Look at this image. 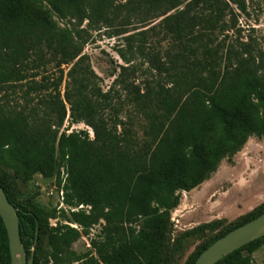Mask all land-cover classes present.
Wrapping results in <instances>:
<instances>
[{
	"label": "trees",
	"instance_id": "1",
	"mask_svg": "<svg viewBox=\"0 0 264 264\" xmlns=\"http://www.w3.org/2000/svg\"><path fill=\"white\" fill-rule=\"evenodd\" d=\"M151 1L160 10L158 18L163 17L157 26L180 53L166 70L171 85L149 92L148 100L138 99L150 117L157 116L139 142L132 134L119 132L118 125L106 127L97 119L94 94L87 92L91 74L85 56L71 30L58 26L52 16L70 13L87 18L100 14L110 0H51V9H44L39 0H0V50L4 53L0 54V82L19 75L22 65L36 69L54 62L62 85L66 65L65 99L71 123L84 122L95 134L91 139L84 130L60 135L57 131L52 137L33 114L12 116L2 110L0 156L8 150L13 158L29 162L25 180L38 172L56 176L68 206H90L71 211L70 216L62 210L63 220L85 227L105 221V240L97 247L105 264H154L170 231L171 211L179 204L180 192L206 181L225 156L241 150L251 132H264V69L259 54L249 42L225 50L220 42L215 43L220 32H240L226 17L233 13L231 3L243 9L241 0H192L181 10L177 0ZM225 58L236 62L221 66ZM49 84L32 82L30 87ZM66 114L64 105L60 125ZM62 166L67 168L64 180ZM0 184L17 209L22 244L29 253V216L15 205L5 184ZM262 212L229 227L197 257L216 239ZM33 218L30 230H40ZM0 220L6 238L0 242V255H6V264H11L9 237L1 216ZM80 236L73 226L58 222L50 230V259L55 264L76 261L71 248ZM258 242L264 245V236L216 264L242 250H249L243 260L250 264Z\"/></svg>",
	"mask_w": 264,
	"mask_h": 264
},
{
	"label": "rangeland",
	"instance_id": "2",
	"mask_svg": "<svg viewBox=\"0 0 264 264\" xmlns=\"http://www.w3.org/2000/svg\"><path fill=\"white\" fill-rule=\"evenodd\" d=\"M39 1L44 9H51V0ZM177 1L181 10L192 0ZM240 3L243 9L231 3L233 13L226 17L228 24L235 22L240 32H220L215 43L220 42L225 50L230 45L237 48L241 42H249L252 51L259 54L264 69V0H241ZM159 12L151 0H110L100 14L91 13L87 18L52 13L58 26L71 30L74 43L85 56L91 74L87 92L94 94L97 119L106 127L118 125L119 132L132 134L139 142L145 139L157 116L150 117L151 112L147 113L148 109L138 99L144 96L148 100L149 92L155 93L171 85L172 79L166 70L172 66V57L180 53L178 45L157 26L163 18H158ZM0 54L3 56V51ZM235 62V59L225 58L221 66ZM29 66L22 65L18 77L0 82V112L3 110L12 116L19 112L33 114L42 130L52 137L57 131L60 135L63 131L84 130L93 139L95 134L91 126L84 122L71 123L70 104L65 99L69 67L63 65L65 77L59 85L61 71L54 62L36 69ZM32 82L50 83V87L32 89ZM64 105L67 114L60 125ZM28 166L29 162L13 158L8 150L0 156V181L5 184L15 205L29 216L26 237L29 253L25 249L28 258L34 256L33 264H55L49 256V235L51 228L61 222L73 226L81 234L71 248L72 256L77 259L71 264H105L97 252V247L105 240V221L85 227L63 220L62 210L70 216L71 211H77L76 206H68L64 200V205L61 204L62 188L56 176L38 172L25 180ZM66 172L67 168L62 166V180L67 176ZM261 175H264V132H251L241 150L225 156L204 183L180 192L179 204L171 211L170 231L154 264H193L198 253L214 238L251 214L262 211L264 204L231 223L218 221V214L234 218L256 203L259 195L264 196V191L254 196L239 191ZM31 217H35L40 230H30L34 227ZM4 241L0 220V242ZM254 247L250 264H264L263 243L258 242ZM248 252L242 250L219 264H245L243 257ZM6 262L7 256L0 255V264Z\"/></svg>",
	"mask_w": 264,
	"mask_h": 264
},
{
	"label": "water",
	"instance_id": "3",
	"mask_svg": "<svg viewBox=\"0 0 264 264\" xmlns=\"http://www.w3.org/2000/svg\"><path fill=\"white\" fill-rule=\"evenodd\" d=\"M0 216L9 237L11 264H33L34 256L28 258L22 244L17 209L8 199L1 184ZM263 236L264 212L216 239L200 253L194 264H216L226 255Z\"/></svg>",
	"mask_w": 264,
	"mask_h": 264
},
{
	"label": "crops",
	"instance_id": "4",
	"mask_svg": "<svg viewBox=\"0 0 264 264\" xmlns=\"http://www.w3.org/2000/svg\"><path fill=\"white\" fill-rule=\"evenodd\" d=\"M236 185L238 186V184H236ZM246 187L240 188L241 190L239 189V191L240 192H246L248 196L259 195L261 192L264 191V175H261L260 178H257V177L254 178V180L252 182H250V183L248 182V185ZM262 204H264V196L259 195L258 201H256V203L252 204L247 210H244V211L242 210V212H240V214H238L236 217L230 218V217H226V215H224V213H220V214H218V218L220 220H226V221L231 223V222L236 221L239 218L247 215L248 213L252 212L253 210H255L257 207L261 206Z\"/></svg>",
	"mask_w": 264,
	"mask_h": 264
},
{
	"label": "built area",
	"instance_id": "5",
	"mask_svg": "<svg viewBox=\"0 0 264 264\" xmlns=\"http://www.w3.org/2000/svg\"><path fill=\"white\" fill-rule=\"evenodd\" d=\"M61 191V204L64 205V195H63V189L60 190ZM90 206H87V208H89ZM80 208H85V206L83 204H80L79 206H76L75 209H80Z\"/></svg>",
	"mask_w": 264,
	"mask_h": 264
}]
</instances>
